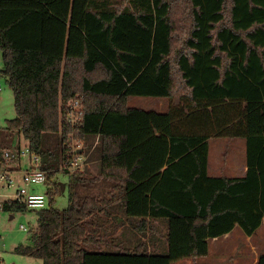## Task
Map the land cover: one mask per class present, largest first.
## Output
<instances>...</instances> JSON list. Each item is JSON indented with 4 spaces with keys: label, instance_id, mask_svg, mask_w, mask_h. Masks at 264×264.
I'll return each mask as SVG.
<instances>
[{
    "label": "trees",
    "instance_id": "obj_1",
    "mask_svg": "<svg viewBox=\"0 0 264 264\" xmlns=\"http://www.w3.org/2000/svg\"><path fill=\"white\" fill-rule=\"evenodd\" d=\"M44 21L40 7L0 0V72L16 109L5 137L25 139L45 184L69 176L67 207L55 205L54 181L30 243L14 251L43 264H172L208 256L210 240L237 225L255 234L264 220V0H87L80 54L44 52ZM133 96L171 102L157 112L129 105ZM213 137L245 139L243 176L209 173ZM77 153L96 157L97 173L67 170Z\"/></svg>",
    "mask_w": 264,
    "mask_h": 264
},
{
    "label": "rangeland",
    "instance_id": "obj_2",
    "mask_svg": "<svg viewBox=\"0 0 264 264\" xmlns=\"http://www.w3.org/2000/svg\"><path fill=\"white\" fill-rule=\"evenodd\" d=\"M87 0H2V3L11 7H40L45 12L43 51L46 53H63V54H80L82 52L83 25L82 17L84 7ZM3 68L2 51L0 50V70ZM170 98L150 97V96H133L129 100V105L140 107L147 110L157 112H165L168 110ZM16 116L14 91L7 82V78L0 72V151L2 153L17 151L19 149L26 150L27 142L24 138L14 136V138L5 137L6 122ZM54 139L50 143V147L54 149ZM76 142H80L77 140ZM73 142V145L79 144ZM84 143V140H83ZM97 143V141H96ZM210 148V167L209 173L218 175L222 173L224 165V155L230 160L234 155L240 162L246 158V141L244 138L227 139L222 137H213L209 140ZM0 171L7 168L17 170L13 177L15 181L14 187L0 185V200L12 197L17 189V183L20 181L23 171L30 168V157H20L15 160H4ZM97 159L91 158L85 166L91 172L97 173ZM219 166L221 170L219 171ZM224 168V167H223ZM3 169V170H1ZM229 173V170H227ZM69 176L62 172L54 176V181L64 184V192L62 188L58 190L55 197V205L63 209L68 205L69 189L66 182ZM52 185L38 184L33 186L36 191L47 193ZM54 186V185H53ZM92 191L97 192L98 189L93 187ZM40 209H27L22 212L0 211V264H43L40 259L17 254L14 250L20 244H29L33 231L37 228L38 211ZM26 227L24 230L21 226ZM241 234L237 241V245L229 248L223 253H213L209 257L193 259H181L172 264H251L252 254L251 244L259 246V253H264V227L255 233L253 242L246 244V236L243 234L241 227L236 231ZM120 229L116 232L117 241ZM241 242V244H240ZM244 243V244H243ZM246 244V245H245Z\"/></svg>",
    "mask_w": 264,
    "mask_h": 264
},
{
    "label": "built area",
    "instance_id": "obj_3",
    "mask_svg": "<svg viewBox=\"0 0 264 264\" xmlns=\"http://www.w3.org/2000/svg\"><path fill=\"white\" fill-rule=\"evenodd\" d=\"M72 112L69 116V121L76 125L81 120L82 111L79 108V101L75 100L71 104ZM20 157H30V168L23 171L20 181L23 182L21 185L17 183V189L15 194L8 199H15L19 202L24 203L30 209H42L47 206V194L43 192H38L33 186L38 184H45L48 170L41 168L40 157L33 154L29 147L26 150H21L20 148L15 151L5 152L4 160H15ZM88 164V156L83 153H77L66 169L70 172H75L77 170H82ZM21 167L13 170L12 168L1 169L0 171V185L7 187H14V173L20 170ZM1 198V196H0ZM4 200H0V211H3ZM24 230L27 228L23 225L21 226Z\"/></svg>",
    "mask_w": 264,
    "mask_h": 264
},
{
    "label": "crops",
    "instance_id": "obj_4",
    "mask_svg": "<svg viewBox=\"0 0 264 264\" xmlns=\"http://www.w3.org/2000/svg\"><path fill=\"white\" fill-rule=\"evenodd\" d=\"M44 43L45 42H43V44ZM227 157L228 156L225 154L224 155L225 161L223 165L224 168L222 167V173L218 175H228V176H238V177L243 176L247 171V157L244 160L242 159L240 162L237 161L238 159L236 155H234L230 160H227ZM220 170H221V167L219 166V171ZM227 170H229V173L227 172ZM239 227L240 226L237 225L231 232L225 234L224 236L210 240V253L206 257L211 256L213 253H223L227 251L229 248L237 245L238 239L242 237L241 234L236 232ZM262 227H264V220L261 226L258 228V230L255 233H258L262 229ZM243 234L246 236V241H247L246 244L253 242V237L255 234H253L252 236H248L244 233V231H243ZM251 249L254 252V253H251L252 254L251 264H256L259 258V255L262 253H259V246L255 245V243L251 244ZM201 258H204V257H201Z\"/></svg>",
    "mask_w": 264,
    "mask_h": 264
},
{
    "label": "water",
    "instance_id": "obj_5",
    "mask_svg": "<svg viewBox=\"0 0 264 264\" xmlns=\"http://www.w3.org/2000/svg\"><path fill=\"white\" fill-rule=\"evenodd\" d=\"M62 192H64V184H62Z\"/></svg>",
    "mask_w": 264,
    "mask_h": 264
}]
</instances>
